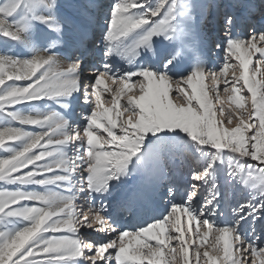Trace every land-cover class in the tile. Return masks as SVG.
<instances>
[{"label": "snow or ice", "instance_id": "1", "mask_svg": "<svg viewBox=\"0 0 264 264\" xmlns=\"http://www.w3.org/2000/svg\"><path fill=\"white\" fill-rule=\"evenodd\" d=\"M209 6L113 0L69 45L58 0H0V264H264V19Z\"/></svg>", "mask_w": 264, "mask_h": 264}, {"label": "rangeland", "instance_id": "2", "mask_svg": "<svg viewBox=\"0 0 264 264\" xmlns=\"http://www.w3.org/2000/svg\"><path fill=\"white\" fill-rule=\"evenodd\" d=\"M81 0H58V2L61 5V9L60 11H62V15L68 17V20H70V22L75 23L81 27H89V30H94L93 25L90 23L88 17H97V18H102L103 16V12L105 10H107L108 6L113 3V0H99L96 3V6L93 10H91L90 12H86L83 9V6L81 4H79ZM86 2H89V0H84ZM213 0H200V2L205 3L207 5H212V7L210 8V6L206 9V23L204 25V31L206 33H208L210 36H212L213 38H215L216 36V25H215V20L218 18V14L222 12L220 9V2L221 1H225V0H216L218 2L219 6V10L216 13V18H209L211 15V10L214 7V5L212 4ZM255 1L256 0H238L237 1V6H240L239 4L241 2H244L247 4L248 7L255 5ZM261 1V2H260ZM258 0V2H260V7L259 9L256 10V12H261L262 10H264V2L262 3V0ZM211 2V3H210ZM227 2V1H226ZM257 2V1H256ZM239 3V4H238ZM224 12V11H223ZM258 12L254 14V16L252 17V19L256 22L257 19L255 17H257ZM223 14V13H222ZM67 20V18H66ZM77 22V23H76ZM102 22V19H101ZM211 24V25H210ZM74 24L71 25H65V40H67L69 37H72L70 39L69 45L71 44L72 40L75 39V32H72V29ZM213 25H215V27H213ZM71 30V31H70ZM74 30V29H73ZM71 32V33H70ZM219 36H223V32H219ZM65 51H67V47H65L64 49ZM205 53L207 54V49H205ZM223 57V53L216 50L215 49V45H212V51L210 54H208L207 58L212 61V62H217L218 59H222ZM223 85H221V90H222ZM185 169H179V171L177 172V180L181 181L183 179V173H184ZM182 177V179L180 177ZM141 180L140 176H135L132 179L129 180L128 182V186H132L134 184L139 183ZM166 191V189H165ZM124 195V191L123 190H117L116 192H114V197L115 198H120L121 196ZM178 198V197H177ZM240 197L237 196L235 199H239ZM180 198H178L179 200ZM235 199L231 201V203H235ZM159 202L162 203L163 202V197H159L158 198ZM223 211H224V216L222 217H213V219H216L218 222L221 220H227L231 218V207L228 205H224L223 206ZM257 229L258 232L257 234L261 236V243L264 244V229H261L260 225H257Z\"/></svg>", "mask_w": 264, "mask_h": 264}, {"label": "bare ground", "instance_id": "3", "mask_svg": "<svg viewBox=\"0 0 264 264\" xmlns=\"http://www.w3.org/2000/svg\"><path fill=\"white\" fill-rule=\"evenodd\" d=\"M99 0H89V2H86V1H84V0H81L80 2H79V4H81L82 6H83V9H84V11H86V12H90L91 10H93L94 8H95V6H96V3L98 2ZM225 1H227L229 4H232L233 5V7L236 9V10H240L239 8V6H237V1L238 0H225ZM257 1V2H256ZM255 1V5H253V6H250V7H248V8H254V12L255 13H257L256 12V10L257 9H259V7H260V2H258V0H256ZM264 2V0H262V3ZM211 3V2H210ZM212 4L214 5V7L212 8V10H211V15H210V19L211 18H216V13H217V11L219 10L218 8H219V6H217L218 5V2L216 1V0H213L212 1ZM92 5H95V6H92ZM240 5V4H239ZM264 7V6H263ZM61 12V14H62V11H60ZM65 18H67V21H68V23H66L67 25H71V24H74L73 25V29H72V32H75V26L77 25V24H75V23H72V22H70V20H68V17H66V16H64ZM242 17H245V16H242ZM256 19H257V21L259 22L261 19H264V10H262L261 12H258V15H257V17H255ZM77 23V22H76ZM211 25V24H210ZM213 27H215V25H213ZM86 28H88L89 29V27H86ZM71 31V30H70ZM71 33V32H70ZM72 37H69L67 40H66V42H67V44H69V42H70V39H71ZM68 49V48H67ZM178 181V180H177ZM178 182H180V180L178 181Z\"/></svg>", "mask_w": 264, "mask_h": 264}]
</instances>
